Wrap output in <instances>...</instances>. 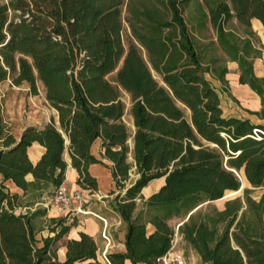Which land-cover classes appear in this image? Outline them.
<instances>
[{"label": "trees", "instance_id": "obj_1", "mask_svg": "<svg viewBox=\"0 0 264 264\" xmlns=\"http://www.w3.org/2000/svg\"><path fill=\"white\" fill-rule=\"evenodd\" d=\"M251 19L264 37V0H0V82H25L32 95L39 82L56 114V122L50 117L15 137L0 112V264H156L174 237L167 221L184 217L176 233L201 264H264V135L248 136L261 125L222 116L205 76L224 82V63L234 61L264 117V77L252 72L262 45ZM232 21L242 35L225 27ZM96 139L99 158L91 153ZM32 143L43 148L34 163ZM93 163L108 169L109 206L124 225L123 250L105 258L87 233L67 237L70 214L50 218L36 238L32 222L44 211L21 210V196L4 185L12 181L31 202L49 198L69 165L75 184L96 192ZM240 170L263 188L257 200L243 188L221 208L196 210L237 190Z\"/></svg>", "mask_w": 264, "mask_h": 264}, {"label": "crops", "instance_id": "obj_2", "mask_svg": "<svg viewBox=\"0 0 264 264\" xmlns=\"http://www.w3.org/2000/svg\"><path fill=\"white\" fill-rule=\"evenodd\" d=\"M251 26L253 31H255L260 43L264 46V37H263V29L261 24L255 20L251 19ZM226 68V72L223 75L224 82H220L216 79L210 78V83L214 87L219 100V107L221 110V115L224 117H236L247 119L250 123L260 124L264 121V117H261L255 112L259 111L261 108V103L259 97L246 85L238 82V68L237 64L234 61L226 60L224 63ZM252 72L256 77H264V49L262 51L261 57L254 58L252 61ZM99 140L96 139L93 144L98 146ZM92 144V146H93ZM91 146V147H92ZM43 148L37 143H32L27 149V155L29 160L34 163L38 157L40 156ZM92 153V151H91ZM93 154V153H92ZM94 155V154H93ZM95 156V155H94ZM96 157V156H95ZM98 158V157H97ZM65 160L68 163L67 157ZM105 161V160H103ZM89 173L95 177L98 172H101L106 178V186L100 187L98 181L97 182V191L89 192L88 190H83L82 192H89V196L103 197L105 191H109L112 189L110 185L112 184L110 174L107 168L103 167L100 164L93 163L88 166ZM98 171V172H97ZM242 173V172H241ZM243 174V173H242ZM77 174L74 169H72L69 165L66 168L64 173L63 183L70 189L76 190L79 187L75 184V178ZM26 180H31V176L27 174L25 176ZM161 182L160 179L156 180ZM160 184V183H159ZM4 185L8 189L10 193H16L21 196V198H25L27 195H23V191L14 185V183L10 180H6ZM237 192V191H236ZM235 193L233 191H227V195ZM84 194V193H83ZM109 198L110 195L106 194ZM31 200V199H30ZM47 198H41L40 200H35L32 206H19L21 210H26L32 212L34 210L44 211L43 215L37 216L33 220V225L35 227L37 220L41 222V226L43 229H36V235L44 236L46 234V226L49 223L50 218L61 217L63 215L55 213L53 210L45 209L44 205L46 203ZM107 202V205H104V201L100 203H89L84 205L85 209L92 211L95 214H98L105 218L106 220V231L110 236V245L106 248V252L112 251H122L123 250V232L124 225L120 221L119 217L111 210L109 206L110 199H104ZM219 200V199H218ZM75 221L74 225L70 227L67 237L69 238H77L78 232L82 231L92 236L93 240L96 244V254L97 257L100 258L102 255V251L105 247L104 241L101 238V231L103 229V225L99 219L89 214H70L67 219ZM40 233V234H39ZM57 254L60 255L59 259L63 257V247L60 246L57 250ZM197 256V255H196ZM198 258V256H197ZM199 264H201L200 259Z\"/></svg>", "mask_w": 264, "mask_h": 264}, {"label": "rangeland", "instance_id": "obj_3", "mask_svg": "<svg viewBox=\"0 0 264 264\" xmlns=\"http://www.w3.org/2000/svg\"><path fill=\"white\" fill-rule=\"evenodd\" d=\"M225 27L231 28L238 35L243 34L242 27L239 26L234 21L227 23ZM251 29H252V26H251ZM203 35H205V37L208 38L212 36V33L210 31L204 30ZM127 37H128V29L126 27V24L123 23L122 30H121V38H122L124 45L126 43ZM257 40H258L257 42L259 43V45H262L260 43V40L259 39ZM201 41L205 43L207 39H204ZM263 49H264V46L262 45L259 58L261 57ZM215 53L219 55L218 50H216ZM112 76H113V72L107 75L106 77L108 79H111ZM205 76L209 81L211 80L210 79L211 77H209L207 74ZM121 99L125 106L124 114H123V121L126 123V125L131 127L130 118L127 115V108L129 106V98H128V95L123 91L121 92ZM0 112H1L3 122L6 126V129L10 131L15 137L19 136V134L21 133L24 127L30 126V125L40 126L44 122L48 121L50 117H53V119L56 122L55 111L48 105V103L44 99L43 87L39 82L36 83V93L32 95L29 92L28 84L25 82H22L20 85L15 86V85L10 84L9 79H5L1 81L0 82ZM98 150H99V147L93 144V146L91 147V151L96 157L99 158ZM65 157H67L66 153H64V158ZM238 176H239V180L241 183H240V189L237 192L227 195V191H225L223 196L219 200L211 201L208 203H202L196 208V210L207 211L210 207L221 208L225 200L232 199L237 196L241 197L243 188L249 189V196L252 199L257 200L260 194L262 193L263 188L250 186L244 179V176L241 173V170L238 172ZM133 178H134V175L130 173L129 179L126 182L132 181ZM96 181H98L100 187L106 186V178L101 172L97 173ZM159 183L160 182L158 181L150 182V184L145 189H143L144 195L156 189ZM110 187L115 191V188L113 187V185H110ZM83 193H84L83 197L85 199L84 205H87L89 203L98 204L101 201H104V205H107V202L104 199L111 200L114 195V194H111L109 198H105L107 197L106 194H108V192L105 191L104 192L105 196L98 198L96 196L94 197L89 196L88 195L89 192H83ZM35 200H40V199H37V198L32 199V202H31L29 195H27L25 198L20 199L19 204L20 206H24V205L32 206ZM185 219H186L185 217L184 218H171L167 221V223L174 229V232H175L173 238H176V242H175L173 250L181 253L183 260H184V264H199V260L196 254L189 247L186 246V244L180 239V237L176 233L177 226L181 223V221ZM38 221L40 220H37L36 222V225H35L36 229L38 230L43 229L41 226L42 223ZM39 237L40 236L37 234L36 238H39ZM57 257L59 258L60 255L57 254Z\"/></svg>", "mask_w": 264, "mask_h": 264}, {"label": "built area", "instance_id": "obj_4", "mask_svg": "<svg viewBox=\"0 0 264 264\" xmlns=\"http://www.w3.org/2000/svg\"><path fill=\"white\" fill-rule=\"evenodd\" d=\"M260 127L254 126L251 132L248 134L253 139H259L261 135H264V121L260 123ZM223 135V134H222ZM84 189L70 190L63 182L54 190L52 196L47 198L44 205L45 209L53 210L60 215L66 214H89L99 219L103 225L101 231V238L104 241V249L102 251V258H105L106 248L110 245V236L106 231V220L102 216L93 213L92 211L85 209L83 197ZM87 191V190H85ZM176 238H173L169 249L161 256L155 258L156 264H184L183 257L180 252L174 251V245Z\"/></svg>", "mask_w": 264, "mask_h": 264}, {"label": "water", "instance_id": "obj_5", "mask_svg": "<svg viewBox=\"0 0 264 264\" xmlns=\"http://www.w3.org/2000/svg\"><path fill=\"white\" fill-rule=\"evenodd\" d=\"M65 142H67L66 140H65ZM242 171V170H241ZM243 173V172H242ZM237 176H238V174H237ZM244 176V175H243ZM238 178H239V176H238ZM245 179V178H244ZM247 182V181H246ZM248 183V182H247ZM240 189V185H239V188L237 189V190H233V191H238Z\"/></svg>", "mask_w": 264, "mask_h": 264}]
</instances>
